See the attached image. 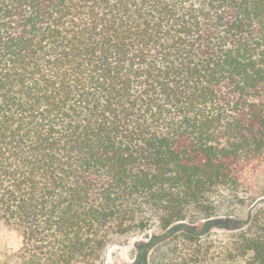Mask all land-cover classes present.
Segmentation results:
<instances>
[{"label": "trees", "instance_id": "16d2710c", "mask_svg": "<svg viewBox=\"0 0 264 264\" xmlns=\"http://www.w3.org/2000/svg\"><path fill=\"white\" fill-rule=\"evenodd\" d=\"M260 170L264 0H0V264H264Z\"/></svg>", "mask_w": 264, "mask_h": 264}, {"label": "rangeland", "instance_id": "374dc122", "mask_svg": "<svg viewBox=\"0 0 264 264\" xmlns=\"http://www.w3.org/2000/svg\"><path fill=\"white\" fill-rule=\"evenodd\" d=\"M244 204L235 210V216L246 220L256 211L264 212V170L258 171L248 181L243 192ZM154 231L140 233L116 239L106 252L103 264H132L138 245L147 240ZM212 233L221 236L222 231L212 229ZM23 244L21 233L14 227L0 222V261L9 254L17 252Z\"/></svg>", "mask_w": 264, "mask_h": 264}]
</instances>
